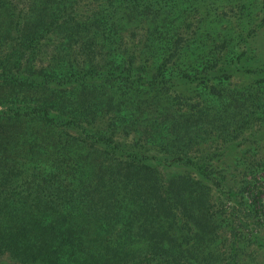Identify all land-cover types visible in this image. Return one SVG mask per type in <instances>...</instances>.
<instances>
[{
  "label": "rangeland",
  "instance_id": "374dc122",
  "mask_svg": "<svg viewBox=\"0 0 264 264\" xmlns=\"http://www.w3.org/2000/svg\"><path fill=\"white\" fill-rule=\"evenodd\" d=\"M28 37L41 38L34 52H14ZM140 50L151 59L138 57ZM19 54L34 68L53 71L48 87L57 89L67 107L83 111L94 130L102 123L121 140L147 128L161 139L158 152H148L145 161L154 162L164 182L175 181L174 195L185 207L155 221L169 227V236L160 240L168 254L141 264H264V0H0V59L12 66ZM135 54L137 62L129 64ZM111 60L124 64L135 82L76 78L93 66L97 71V63L99 74L106 71ZM155 60L153 68L167 63L170 76L143 84L141 67ZM70 69L78 73L64 84L60 75ZM47 91L0 78V109L8 110L22 95L35 99ZM1 120L0 131L11 139L19 131L14 120ZM50 124L64 138L75 134ZM37 127L39 121L22 126L32 134ZM180 141L189 143L191 162L174 159L170 165L166 160L175 157ZM14 143L3 144L0 155L6 151L13 159L8 150ZM87 146L89 153L104 148L94 138ZM70 148L72 157L82 151L78 142ZM196 162L208 164L211 177L202 176ZM184 183L186 189L179 188ZM145 191L146 198L154 193ZM147 220L152 223L150 215Z\"/></svg>",
  "mask_w": 264,
  "mask_h": 264
},
{
  "label": "trees",
  "instance_id": "16d2710c",
  "mask_svg": "<svg viewBox=\"0 0 264 264\" xmlns=\"http://www.w3.org/2000/svg\"><path fill=\"white\" fill-rule=\"evenodd\" d=\"M28 38L16 43L13 51L34 52L32 48L41 38ZM154 44L155 41L151 43ZM115 56L119 59V55ZM138 57L151 59L143 50ZM24 58L19 54L12 66L0 59V78L34 91L47 88L54 97L48 94L34 99L22 95L8 110L0 109L1 121L13 119L19 130L11 139L0 131V150L3 144L9 146L16 142L12 150L5 146L13 159H8L6 151L0 155V259L4 260L3 264H141L153 261L157 254H168L160 240L169 236V227L161 229L155 221L161 223L173 209L185 205L174 195L179 191L174 189L175 181L167 184L157 173L154 162L145 161L148 152H158L154 147L161 139L151 137L147 128L134 130L132 138L121 140L102 123V127L94 130L92 122L84 119L83 111L74 105L67 107L57 89L50 88V81L55 80L53 71L44 66L36 69ZM128 62H137L136 54ZM213 62L217 65L218 58ZM154 64L156 60L151 66L141 67L145 75L138 78L143 84L158 83L170 76L166 73L167 63L161 62L153 68ZM96 65L97 71L93 66L76 78L84 79L88 74L111 81L126 78L135 82L125 74L124 64L111 60L104 68L106 71L100 74L101 63ZM73 69L61 73L60 81L66 84L72 80L78 73ZM179 84L177 87L183 83ZM42 92L39 90L38 94ZM88 108L91 110L88 115H94L92 108ZM36 121L39 127L35 133H25L26 126ZM48 121L75 134L64 138ZM55 135L60 137L57 141L53 138ZM93 138L104 147L102 151L88 152L87 143ZM75 142L82 151L78 150L75 154L81 151L79 156L72 157L69 150ZM147 143L153 147H147ZM185 144L176 143L179 148L173 153L175 157L166 160L170 165L174 159L184 165L191 162L192 150L189 143ZM154 156L157 158L155 153ZM196 165L202 176L211 177L208 164L196 162ZM182 186L179 188L186 189L187 185ZM146 189L154 192L147 198L143 196ZM162 189L163 195L159 194ZM143 211L152 217V223L141 215ZM183 211L186 213V208Z\"/></svg>",
  "mask_w": 264,
  "mask_h": 264
}]
</instances>
